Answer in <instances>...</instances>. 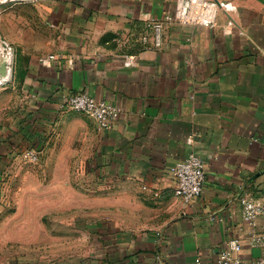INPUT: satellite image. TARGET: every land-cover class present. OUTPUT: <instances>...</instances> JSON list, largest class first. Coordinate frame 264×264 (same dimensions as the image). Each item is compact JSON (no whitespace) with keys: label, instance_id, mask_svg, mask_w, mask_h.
Masks as SVG:
<instances>
[{"label":"crops","instance_id":"obj_1","mask_svg":"<svg viewBox=\"0 0 264 264\" xmlns=\"http://www.w3.org/2000/svg\"><path fill=\"white\" fill-rule=\"evenodd\" d=\"M184 1L40 0L33 30L26 19L2 30L30 107L16 142L45 147L80 131L100 186L112 183L131 210L152 215L130 230L99 223L97 251L82 264H216L233 238L245 260L259 256L246 245L239 198L264 185V0H225L233 9L212 13L214 29L177 23ZM144 15L170 18L159 47ZM48 55L59 58L49 68L40 63ZM77 93L119 109L108 130L62 109ZM190 155L204 162L206 182L187 204L172 170Z\"/></svg>","mask_w":264,"mask_h":264},{"label":"rangeland","instance_id":"obj_2","mask_svg":"<svg viewBox=\"0 0 264 264\" xmlns=\"http://www.w3.org/2000/svg\"><path fill=\"white\" fill-rule=\"evenodd\" d=\"M34 7L8 8L0 17L1 32L19 30V21L23 26L25 19L33 30ZM17 62L16 53L9 79H0V147L10 145L0 156V264H82L97 251L99 223L130 230V223L152 215L131 210L129 196H116L112 183L100 186L96 164L88 162L94 148L81 139L80 131L55 144L47 141L45 147L29 149L16 142L20 116L30 108L17 80L21 74ZM32 149L39 153L38 162L25 156Z\"/></svg>","mask_w":264,"mask_h":264},{"label":"built area","instance_id":"obj_3","mask_svg":"<svg viewBox=\"0 0 264 264\" xmlns=\"http://www.w3.org/2000/svg\"><path fill=\"white\" fill-rule=\"evenodd\" d=\"M40 0H0V17L14 5H39ZM232 4L225 0H185L177 16L176 22L183 27H206L214 29L217 22L213 18V12H229ZM142 21L147 23L154 31L155 44L161 45L162 32L170 18L165 17L159 21L151 15H144ZM232 26V23H229ZM228 31V30H225ZM16 56V49L2 34L0 30V56L9 54ZM59 58L56 55H48L41 58L40 63L44 67L53 66ZM134 58H129L128 64ZM64 111L81 113L91 117L102 130H108L114 120L119 116V109L112 104L97 100L85 93H77L68 98L63 104ZM25 156L31 162L39 161V153L32 149L25 152ZM175 181L174 194L185 203L198 199L204 190L206 171L204 162L195 155H190L184 161L176 164L172 170ZM242 219L250 228L247 246L251 250H257L259 257L255 260H245L242 257L245 244L238 238L231 239L224 249L218 254L216 264H264V185L254 192L243 193L239 198Z\"/></svg>","mask_w":264,"mask_h":264},{"label":"bare ground","instance_id":"obj_4","mask_svg":"<svg viewBox=\"0 0 264 264\" xmlns=\"http://www.w3.org/2000/svg\"><path fill=\"white\" fill-rule=\"evenodd\" d=\"M10 54H11V53H10ZM10 54H9V55H10ZM9 55H8L7 57L0 56V58L3 59L4 62H5L6 71H7V76H6L5 78H2V77L0 76V79H2L3 81L8 80V79H9V76H10V75H9V73H10L9 66H10L11 60H10V58H9Z\"/></svg>","mask_w":264,"mask_h":264}]
</instances>
